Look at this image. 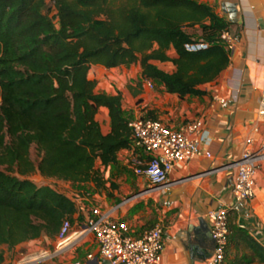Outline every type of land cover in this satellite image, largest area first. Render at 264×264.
Wrapping results in <instances>:
<instances>
[{
	"label": "trees",
	"instance_id": "obj_1",
	"mask_svg": "<svg viewBox=\"0 0 264 264\" xmlns=\"http://www.w3.org/2000/svg\"><path fill=\"white\" fill-rule=\"evenodd\" d=\"M50 1L53 15L45 10L47 0H0V264L4 248L57 238L78 212L72 198L38 185L32 175L101 191L107 181L97 164L107 169L132 149L134 119L120 93L97 91L92 67L139 64L143 80L184 99L206 95L203 87L231 61L221 38L231 22L197 0ZM196 26L210 46L188 52L185 45L196 41L188 28ZM153 62H171L175 71ZM101 109L108 110V134L97 121ZM235 237L264 263V248L254 238L242 229Z\"/></svg>",
	"mask_w": 264,
	"mask_h": 264
},
{
	"label": "crops",
	"instance_id": "obj_2",
	"mask_svg": "<svg viewBox=\"0 0 264 264\" xmlns=\"http://www.w3.org/2000/svg\"><path fill=\"white\" fill-rule=\"evenodd\" d=\"M197 1L212 6L219 16L231 22L230 32L240 35L235 50L229 52L228 68L214 82L203 87L206 95L181 99L168 94L156 83L155 88L150 89L141 77L139 64L113 69L93 68L107 74L102 77L96 72L97 91L110 95L120 93L123 110L132 119L154 118L175 129L189 121L202 120L211 139L210 145L203 149L209 151L212 158L198 157L178 165L168 184L155 191H148V181L135 174V168L141 166L146 157L133 149L121 151L117 163L107 169L97 164L107 181L106 189L101 191L93 184L73 185L47 179L39 173L32 175L31 180L40 185L36 179L39 175L46 183L55 181L60 186H68V191H58L70 198L79 197L76 202L78 212L72 223L73 238L85 229L94 209L114 211V219L126 223L131 235L137 238L155 226L164 227L160 264H203L214 249L207 214L228 207L231 209V245L249 252L254 262L264 264L235 237L239 229L245 230L264 248V164L257 176L253 200L235 206L232 193L237 172L234 164L241 157L245 141L253 138L256 145L264 142V117L258 115L264 76V0ZM227 3L235 6V17L230 16ZM153 64L167 73L175 71L171 62ZM214 96L224 99L225 104L214 101ZM97 121L103 134H108L111 128L107 109L100 110ZM144 191L148 192L138 201L121 205L125 198ZM4 249L6 259L3 264H111L100 257L91 234L73 249L61 250L58 239L47 236L11 251Z\"/></svg>",
	"mask_w": 264,
	"mask_h": 264
},
{
	"label": "built area",
	"instance_id": "obj_3",
	"mask_svg": "<svg viewBox=\"0 0 264 264\" xmlns=\"http://www.w3.org/2000/svg\"><path fill=\"white\" fill-rule=\"evenodd\" d=\"M221 38L228 51L232 52L239 43L240 35L225 30L221 33ZM209 46V43L201 40L186 44L185 49L188 52H198L207 50ZM146 82L150 89L155 88L152 81ZM214 101L221 104L226 102L219 96H214ZM258 115L264 117V76L260 87ZM129 126L133 131L132 149L142 152L146 157V160L140 163L141 166L135 168V174L148 181V191L165 187L178 165L198 157L212 158V154L203 149L204 146L210 145L211 139L200 119L189 121L179 129L169 127L160 120L143 118L134 119ZM263 164L264 142L256 145L253 138H248L241 157L234 164L237 169L232 191L235 206L256 197L257 176ZM148 191L125 198L121 205L138 201L139 197ZM72 199L77 202L79 197L73 196ZM230 210L225 207L208 212L214 249L203 264H225L230 237ZM113 213L114 211L94 209L87 219L85 229L74 238L73 225L70 220H65L57 237L58 248L73 249L91 234L98 245L100 257L111 264H160L164 250V227L155 226L137 238L131 235L126 223L114 219ZM89 258L92 259V256Z\"/></svg>",
	"mask_w": 264,
	"mask_h": 264
},
{
	"label": "rangeland",
	"instance_id": "obj_4",
	"mask_svg": "<svg viewBox=\"0 0 264 264\" xmlns=\"http://www.w3.org/2000/svg\"><path fill=\"white\" fill-rule=\"evenodd\" d=\"M45 10L50 15H53L56 12L53 3L50 0H47V6H46ZM190 32L193 34L196 41L202 40V32L198 26L191 27ZM96 72L99 74V76L107 77L106 73L100 72V71H98L92 67L91 72H90V75L92 78H94L96 76V74H97ZM31 155H32L31 156L32 160L35 162H37L40 158V154L36 149L32 150ZM36 176H37L36 179L37 180L39 179L41 186L42 185L43 186H50V187L56 188L57 190H62L65 192L69 190L68 186H62V185L60 186L55 181H48V183H46L47 181L41 180V177L39 175H36ZM231 244H232V242L229 243L227 253H226V263L227 264H228V262H229V264H258L257 262H254V258L250 255L249 252L240 251L234 244L233 245H231Z\"/></svg>",
	"mask_w": 264,
	"mask_h": 264
},
{
	"label": "water",
	"instance_id": "obj_5",
	"mask_svg": "<svg viewBox=\"0 0 264 264\" xmlns=\"http://www.w3.org/2000/svg\"><path fill=\"white\" fill-rule=\"evenodd\" d=\"M228 7H229V12H230V16L231 17H235L236 14V9L234 5H231L229 3H227Z\"/></svg>",
	"mask_w": 264,
	"mask_h": 264
}]
</instances>
